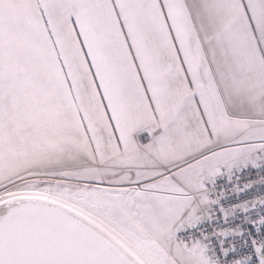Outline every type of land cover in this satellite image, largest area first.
<instances>
[{
	"label": "snow or ice",
	"instance_id": "6c2138e0",
	"mask_svg": "<svg viewBox=\"0 0 264 264\" xmlns=\"http://www.w3.org/2000/svg\"><path fill=\"white\" fill-rule=\"evenodd\" d=\"M0 264H264V0H0Z\"/></svg>",
	"mask_w": 264,
	"mask_h": 264
}]
</instances>
